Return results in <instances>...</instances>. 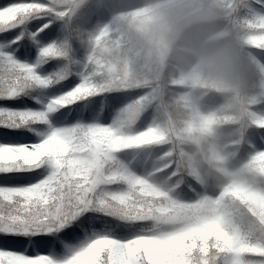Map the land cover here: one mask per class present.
Returning a JSON list of instances; mask_svg holds the SVG:
<instances>
[{"label":"snow or ice","instance_id":"obj_1","mask_svg":"<svg viewBox=\"0 0 264 264\" xmlns=\"http://www.w3.org/2000/svg\"><path fill=\"white\" fill-rule=\"evenodd\" d=\"M245 6L264 28V0ZM58 16L54 0L0 4V264H193L197 240L212 264L210 239L224 264H264V236L200 210L185 225L121 155L133 115L72 58Z\"/></svg>","mask_w":264,"mask_h":264},{"label":"rangeland","instance_id":"obj_2","mask_svg":"<svg viewBox=\"0 0 264 264\" xmlns=\"http://www.w3.org/2000/svg\"><path fill=\"white\" fill-rule=\"evenodd\" d=\"M64 1L66 9L60 16L71 20L91 0ZM111 1L113 0H103V3L109 4ZM130 1L136 2L118 10L109 9L106 15L100 14V21L93 24L89 30H82L79 34L74 35L71 28L65 29L63 38L69 46L72 58L81 64L86 63L94 74L97 83L109 87L110 92L129 91L128 97L122 102L121 107L129 109L134 122L125 128L126 131L139 130L148 123L158 130V132L147 131L133 136L134 140L131 143L147 144L148 146L146 154L150 161L146 164V168H142V173L154 170L156 165L160 163L171 164L173 161L174 165L170 169L176 172L174 166L177 159L174 151L167 155H163L161 151H165L167 147L177 150V148H181L182 144L203 143L207 138V132L200 127L205 125L207 129L215 130L219 124L227 122L223 121L226 118L233 121L232 126L235 124V126L243 128L245 123L241 120L246 116L248 109H251L250 105L264 97V76L260 77V84L255 85L258 73H255L256 67L253 63L247 60L248 53L256 55L257 57L255 56L254 59L258 61L257 65L262 69L264 68V58H260L259 53L253 50V47L263 48V46H254L249 43L251 38L264 37V28L255 25L249 26L245 0H188L189 3L199 9L207 11L208 17L200 24L187 26L182 32V40L187 39L190 33L188 31L193 27L208 24L209 26L206 28L199 27L200 34L194 38V41L199 40L203 33L226 37L237 55L241 69L242 87L230 96L225 97L222 94L223 98L225 97L224 100L217 98L216 101L223 102L222 106L215 107L212 104L205 106L211 109L210 114L204 112L197 114L191 108L193 105L191 93L195 91H182L172 95L166 92V90H171L169 85L171 83L180 85L181 82H184L181 77L186 76L190 90L201 85V92L204 94L209 89L217 90V88L191 72L194 64L192 59L177 61L176 56L165 49L152 34L149 28V11L161 0ZM260 44L263 45L264 40H261ZM252 71L255 75L253 79L251 78L253 76ZM244 95H249L250 98L245 99ZM170 103H181L191 108L189 111L202 120V125H198L199 130L197 132L186 130L172 122L168 111ZM228 114L235 117L231 118L227 116ZM221 116H223L222 120ZM249 126L252 125L249 123L245 128ZM255 134L256 132L252 129L241 132L244 141L251 150L256 146ZM262 141L264 143V135ZM151 149L158 150V152L153 154L150 152ZM203 157L206 156L203 155ZM157 158L159 163L154 162ZM259 159V164H264V158L259 157ZM152 181L157 182V179L152 178ZM197 181L199 182V180ZM205 181V179L200 180L206 186ZM189 189H191L190 186ZM180 194V192L179 194H171V197L164 195V198L166 200L174 198L178 201H185V203H175L180 214V220L185 225H190L193 222V217L198 210L204 217L210 219L213 218L211 211L221 208L220 197L208 199L199 197L200 195L183 197ZM243 195L246 202L255 204L260 212L264 213V189L249 191ZM230 204L231 202L228 206ZM218 215L225 216V213L220 210ZM229 219L227 218L226 221ZM262 224L264 225V222ZM228 227L237 229L232 223L228 224ZM188 243L191 246V241ZM200 243V240L196 241V249L198 250H200ZM208 243L209 249H212L217 241L210 239ZM221 254L223 255L222 264H224V259L228 253L221 252Z\"/></svg>","mask_w":264,"mask_h":264},{"label":"trees","instance_id":"obj_3","mask_svg":"<svg viewBox=\"0 0 264 264\" xmlns=\"http://www.w3.org/2000/svg\"><path fill=\"white\" fill-rule=\"evenodd\" d=\"M8 2H10V0H0V4ZM54 2L55 7L59 11L58 22L63 31L67 28H71L74 35H77L82 30H89L93 24L99 22V13L101 11H107L108 8H113V10L123 8L125 5L133 4L136 1L116 0L113 1L110 7H103V0H94L92 1L93 3L90 1L82 10L78 11L71 20L60 16L66 9L64 6L65 1L54 0ZM190 32L194 34L197 33V31ZM190 38H196V36L194 37L193 35ZM183 41L190 43L186 39H183ZM262 49L263 50H261L262 52L260 53L264 56V46ZM176 58L177 61L186 60V58ZM247 60L253 63L254 67H256L255 73H258L257 77L259 79L256 77L255 85H258L260 84V77L264 76V69L257 65L253 56L249 53ZM174 72L177 73V71ZM251 74H253L251 77L253 79L255 76L254 71H252ZM181 80L184 82H181L180 85L171 83L169 85L171 90H166V92L173 95L175 93L179 94L181 92L180 90L186 91L188 87V78L182 76ZM195 87H198L200 90L202 86L197 85ZM196 89L197 88L191 89V91H195L194 93H191V101L193 102L191 108L195 113L201 114L204 112L205 114H210L209 112L211 109L205 107L211 106L209 105L210 103L215 107L223 105L222 101H216L217 98L224 100L226 97L224 94L225 97L223 98V93L219 90L209 89V93H205L200 98V93L197 92ZM128 93V91H123L111 92L110 94L119 96L121 100H124ZM244 98L249 99L250 97L249 95H244ZM250 107L251 109H248L246 116L241 120L245 123L243 128L241 126H235V124L232 126L233 121H229L226 118V120L223 121L227 122L219 124L217 129L211 131L207 129L205 125H202V120L198 119L196 114L189 111L191 108H188L181 103H170L168 111L170 112V120L172 122L178 124L183 129L194 132L199 130L198 125H202L200 129L202 128L207 132V138L203 143L199 144H182L181 148H177V150L167 147L166 151L163 152V155H167L174 151L176 154L175 158L177 159L176 166L178 170L168 174L170 164H158L157 168L151 171L149 178L145 176L143 177L152 183L157 189L162 191L164 195H169V197H171L172 193L184 188L186 189L184 192L190 196L202 192L201 197L217 199L222 195L223 197L219 201L221 208L219 207L218 210L213 209L211 215L216 217L218 211L222 210L225 213L226 219L230 218L227 221L228 224L232 223L233 226L237 227V229L245 235H249L253 239H256L264 236V225L262 224L264 222V213L260 212L255 204L246 202L243 198V194L257 189H264V164H259V157L264 158V143L262 141V136L264 135V97L255 101ZM227 116H230L231 118L235 117L231 114H228ZM222 119L223 117H221V120ZM218 122L221 121L218 120ZM249 123L252 126L245 128ZM251 129L256 132V146L254 150H251L249 145L244 141L243 135H241L243 130L247 132ZM139 130L136 132L125 130V135L133 137L142 132H158V130L149 123ZM232 140L235 141L232 142ZM131 142L132 141H129L128 143ZM131 144L133 146L129 147L125 152L121 153V155L126 156L129 159V162H134L137 159L142 160L144 157V153H142L143 150H139V154L137 155L134 153H136L138 149H147V144ZM186 147H188L190 151H186ZM153 151L155 152V150ZM203 155L206 157H203ZM183 177H189L193 182L196 179L202 180L203 178H206L207 186L203 187L201 184H194L191 182L193 183V190L188 192L187 187L189 184L185 182ZM152 178L158 179V182H153ZM165 181L168 182L164 184ZM213 188L215 189L213 190ZM207 189H212V193H207ZM237 193L239 194V198L236 195ZM170 200L175 203H182L174 198H170ZM230 202L231 204L228 206ZM192 259L193 264H200L205 257L200 250L195 249L192 254ZM207 259L211 260L212 264H222L223 255L215 247H212Z\"/></svg>","mask_w":264,"mask_h":264},{"label":"clouds","instance_id":"obj_4","mask_svg":"<svg viewBox=\"0 0 264 264\" xmlns=\"http://www.w3.org/2000/svg\"><path fill=\"white\" fill-rule=\"evenodd\" d=\"M208 17L205 10L188 0H161L149 11V28L154 37L176 57L194 61L191 72L202 77L226 96L241 87V69L229 40L212 33H203L192 43L182 40V32Z\"/></svg>","mask_w":264,"mask_h":264}]
</instances>
